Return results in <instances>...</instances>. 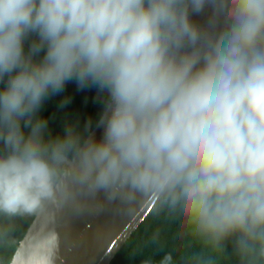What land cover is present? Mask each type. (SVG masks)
Masks as SVG:
<instances>
[{"label":"clouds","instance_id":"obj_1","mask_svg":"<svg viewBox=\"0 0 264 264\" xmlns=\"http://www.w3.org/2000/svg\"><path fill=\"white\" fill-rule=\"evenodd\" d=\"M69 82L101 109L52 135ZM0 83V248L18 219L149 209L180 264H264V0H0Z\"/></svg>","mask_w":264,"mask_h":264},{"label":"water","instance_id":"obj_2","mask_svg":"<svg viewBox=\"0 0 264 264\" xmlns=\"http://www.w3.org/2000/svg\"><path fill=\"white\" fill-rule=\"evenodd\" d=\"M191 19L202 24L205 17L192 15ZM100 135L96 131V139ZM149 213V209H143L132 221L112 210L81 216L68 223L61 217H35L18 243L14 264H46L54 249L55 264H110ZM52 231L58 234V240L50 237Z\"/></svg>","mask_w":264,"mask_h":264},{"label":"trees","instance_id":"obj_3","mask_svg":"<svg viewBox=\"0 0 264 264\" xmlns=\"http://www.w3.org/2000/svg\"><path fill=\"white\" fill-rule=\"evenodd\" d=\"M28 44H25L27 50ZM41 56L43 53L40 54ZM4 84L0 83V88ZM65 101H67L65 103ZM63 105V106H62ZM101 105L96 101V89L78 90L75 82H69L65 90L48 98L39 115L48 121L52 135L62 134L66 124L83 128L86 120L96 117ZM33 218L15 221V237L18 241L23 238ZM160 230L159 245L150 242L152 234ZM187 229L180 223H167L160 218H154L151 212L139 224L124 246L114 256L110 264H159L166 252H172L174 260L180 264L181 258L189 251L192 238L186 234ZM18 244L9 248H0V264H8ZM221 264H235L234 259L223 258Z\"/></svg>","mask_w":264,"mask_h":264}]
</instances>
